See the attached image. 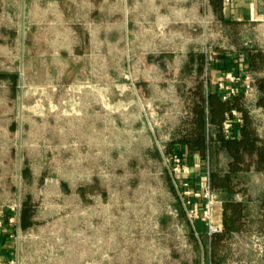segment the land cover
Segmentation results:
<instances>
[{"label": "rangeland", "instance_id": "1", "mask_svg": "<svg viewBox=\"0 0 264 264\" xmlns=\"http://www.w3.org/2000/svg\"><path fill=\"white\" fill-rule=\"evenodd\" d=\"M208 3L0 0V218L25 201L33 220L8 222L7 264H264V170L233 173L230 194L209 186L213 218L242 203L210 250L208 183L193 194L173 168L199 82L235 87L264 136V22L224 23ZM228 160L219 150L212 166Z\"/></svg>", "mask_w": 264, "mask_h": 264}, {"label": "trees", "instance_id": "2", "mask_svg": "<svg viewBox=\"0 0 264 264\" xmlns=\"http://www.w3.org/2000/svg\"><path fill=\"white\" fill-rule=\"evenodd\" d=\"M208 1L214 11L220 8V0ZM257 54L246 52L243 61L248 65V68L253 67L254 57ZM192 55L190 52L188 56L190 60ZM198 56L199 62L196 68L201 70L202 54H198ZM11 77L13 83L15 81L14 75L12 74ZM255 85L259 91L256 105L264 110V77L256 78ZM194 92L197 98L193 100L191 105L192 126L175 141L179 144V148L185 145L189 151L197 152L201 158L207 161L208 184L211 188L230 194L233 192V173L248 169L250 166L264 170V136L262 137L256 132L247 109L240 103L241 92L232 95L230 98L222 99L217 88H212L210 85L204 90L200 82L195 87ZM231 109L237 111L242 122L233 121ZM227 117L232 120V127L230 135L225 137L221 131V123ZM212 126L214 127L212 128L214 134H211ZM171 145L173 146V142ZM219 150L226 151L229 156L227 168L223 172H219L212 166L213 158ZM175 152L180 153L179 149ZM241 205V201L232 199L222 201V228L212 234L210 250L213 243L218 241L223 233L237 229L235 222L241 218ZM31 216L32 211L27 202L24 201L19 216L21 228H26L33 223Z\"/></svg>", "mask_w": 264, "mask_h": 264}, {"label": "crops", "instance_id": "3", "mask_svg": "<svg viewBox=\"0 0 264 264\" xmlns=\"http://www.w3.org/2000/svg\"><path fill=\"white\" fill-rule=\"evenodd\" d=\"M208 5L210 11L212 13L216 12L220 20L224 23L242 22L244 24H252L256 21L264 22V0H229L225 4L220 0V8L217 11H214L210 3H208ZM244 64L246 67L248 66L246 63ZM174 149H179L181 160L188 168V173L184 175L179 174L178 182L182 184L183 182L181 181H183V177L190 178L189 182L191 184H189L188 187L191 192L199 188V186L201 187L202 185L204 186L205 183L207 184V161L201 158L197 152L189 151L185 145L179 148V144L177 143ZM6 218L7 217L2 218L3 225L0 228V264H7L13 250V240L8 235L10 224H8ZM214 220L221 225V203L216 204L214 207ZM192 228L200 232H202L203 229L205 230L204 223L200 219L195 220V223L192 224Z\"/></svg>", "mask_w": 264, "mask_h": 264}, {"label": "built area", "instance_id": "4", "mask_svg": "<svg viewBox=\"0 0 264 264\" xmlns=\"http://www.w3.org/2000/svg\"><path fill=\"white\" fill-rule=\"evenodd\" d=\"M229 0H222V2L225 4L227 3ZM232 79V77H230ZM245 78L249 79L247 76H245ZM249 84H246V89L245 91H247ZM218 88L221 89L220 92V96L222 99H227L230 98L232 95L236 94V88L233 87L232 85L229 84H224L223 82H218ZM261 109V108H260ZM231 114L233 115V121L235 122H242V118L239 116V114L237 113V111L235 109H231ZM231 127H232V120L229 119L228 117L225 118L222 123H221V131L223 133V135L225 137L229 136L231 133ZM211 130V134H214ZM173 163H174V169L179 171L180 169H182L183 171H187V168L184 167L181 164V157L180 155H177L176 153H174L171 156ZM186 193H189V191H184ZM193 194L199 195V193L197 192H193ZM203 195L206 197V201L203 203V209H202V214L205 218V223H206V227H207V234L210 236L218 231H220L221 226L220 224H218L217 222H215L214 218H213V203L216 201L214 200L209 193V185L207 184L206 186V190L203 193ZM188 201V200H187ZM10 209L13 211V214L10 217H7V222H15V224H19V206L14 205V206H10ZM189 212H192L193 209L190 208L188 210ZM3 225V220L0 218V228Z\"/></svg>", "mask_w": 264, "mask_h": 264}]
</instances>
